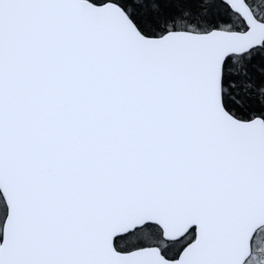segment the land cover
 Wrapping results in <instances>:
<instances>
[{
    "label": "snow or ice",
    "instance_id": "snow-or-ice-1",
    "mask_svg": "<svg viewBox=\"0 0 264 264\" xmlns=\"http://www.w3.org/2000/svg\"><path fill=\"white\" fill-rule=\"evenodd\" d=\"M0 264H264V6L0 0Z\"/></svg>",
    "mask_w": 264,
    "mask_h": 264
},
{
    "label": "trees",
    "instance_id": "trees-1",
    "mask_svg": "<svg viewBox=\"0 0 264 264\" xmlns=\"http://www.w3.org/2000/svg\"><path fill=\"white\" fill-rule=\"evenodd\" d=\"M252 2H253L254 7H256V6H264V0H252Z\"/></svg>",
    "mask_w": 264,
    "mask_h": 264
},
{
    "label": "rangeland",
    "instance_id": "rangeland-1",
    "mask_svg": "<svg viewBox=\"0 0 264 264\" xmlns=\"http://www.w3.org/2000/svg\"><path fill=\"white\" fill-rule=\"evenodd\" d=\"M261 239V237H257V240L259 241Z\"/></svg>",
    "mask_w": 264,
    "mask_h": 264
}]
</instances>
